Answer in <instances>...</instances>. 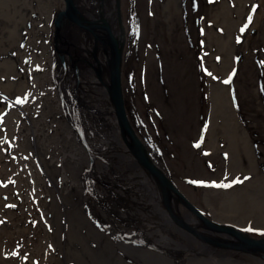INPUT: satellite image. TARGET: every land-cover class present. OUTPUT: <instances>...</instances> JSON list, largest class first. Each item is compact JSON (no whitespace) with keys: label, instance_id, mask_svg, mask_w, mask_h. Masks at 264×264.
<instances>
[{"label":"rangeland","instance_id":"374dc122","mask_svg":"<svg viewBox=\"0 0 264 264\" xmlns=\"http://www.w3.org/2000/svg\"><path fill=\"white\" fill-rule=\"evenodd\" d=\"M49 2L0 0V264H54L50 202L58 199L57 205L62 206L64 197L58 191L68 194L72 184L86 179L80 176L83 169L76 162L69 164L62 156L68 149L74 152L82 142L73 130L62 135L58 128L62 92L44 61L46 43L38 34L37 23H46L50 9H62L65 1ZM167 2L122 0L127 36L122 77L126 109L181 191L212 218V209L227 198L242 195L241 167L254 169L252 178L264 177V0H182L169 9ZM243 8L246 13L239 20ZM249 13L251 22L241 31ZM45 28L51 33L54 52V19ZM237 34L227 90L251 135L255 161L242 153L232 158L222 134L214 142L213 133L210 137V130L223 125L220 115L213 119V127L210 121L212 63L222 64L220 58L230 48L226 41ZM37 144L40 152L49 147L62 149L61 153H45L47 161L60 164L54 171L50 167L45 173L39 164L45 180L42 188L31 170L37 165L32 159L36 155L28 151ZM20 168L26 170L21 173L23 178L17 174ZM223 184L228 186H220ZM256 191L249 190V195L256 196ZM244 229L262 236L264 222L249 219Z\"/></svg>","mask_w":264,"mask_h":264},{"label":"bare ground","instance_id":"6f19581e","mask_svg":"<svg viewBox=\"0 0 264 264\" xmlns=\"http://www.w3.org/2000/svg\"><path fill=\"white\" fill-rule=\"evenodd\" d=\"M60 1L65 0H50L49 4L53 5L52 3H60ZM86 1L91 9L84 12L85 16L94 15L92 19L94 23H97L99 22L96 19L97 15L102 11L105 21L98 26L96 34L90 31L82 34L73 26H67L66 29L70 28V32H66V29L64 32L72 36L76 47L63 53V56L56 51L52 52L51 33L46 30L45 26L52 24L55 14L65 9L66 3L62 9L53 10L54 7H52L47 14L46 23H37L38 34L43 36V42L46 43L43 48L44 61L51 73V79L55 83L58 82L57 85L60 86L62 92L63 99L59 104L61 113H58L60 133L67 135L73 130L78 140L79 134L75 129L76 115H78V121L89 144L88 151L87 147L78 141V147H74V152L68 149L62 155L63 160H68L69 164L72 161L76 162L80 169H83L80 176L86 179L85 181L82 179L77 185L71 183L68 194H64L65 191H58V195L64 197H62L64 200L61 199L62 206L57 205L58 199L52 200L53 202L49 201L51 212L48 218L56 243L51 253L54 255V259L51 257L54 264H264V249L251 251L249 250L251 245H239L235 236L227 230L223 231L222 226L218 225H231L244 229L249 219L264 222V177L252 178L254 169L249 171L243 167L240 169L243 175V177L239 175V184L243 183L241 184L243 192L241 196L227 198V201H223L219 208L212 209V218H209L218 223V230L201 227L200 224L197 228L198 220L191 206L177 204L174 199L171 203L169 202L166 209L161 206L157 196L164 200L167 196L162 189L160 191L155 187L139 162L132 158V153L127 149L129 145L120 141V129H118L115 113H112L111 108L113 103L109 99L108 88L103 84L104 81L107 82L108 74L107 72L99 74L100 69L105 71L108 58L104 48L96 45V40L97 36L107 33L104 28L106 24L114 27L112 22L114 1L102 0V5L100 0ZM181 1L168 0L165 5L169 9L173 5L178 6ZM238 9L237 6L236 12ZM245 11L243 8L239 20L243 19ZM226 13L229 14V11ZM54 32L55 21L53 51L55 50ZM237 38L238 34L232 40L227 39L226 44H230L228 46L230 48L223 55V59L220 58L222 64L212 63L210 121L213 127V119L220 115L223 125L221 128H214V131L210 130V137L212 138L213 133L212 142H214L218 138V133L222 134L232 158L242 153L255 161L256 153L251 135L241 123L240 115L238 116L233 107L227 90L232 44ZM76 53L82 63L74 66L76 68L74 69L69 62ZM54 54L56 61L53 60ZM61 59L66 60L70 73L65 76V79L61 80L58 77L57 80L56 75L59 74ZM91 90H94V94H91ZM220 103H222L221 107L217 109L216 106ZM77 109H79L78 113H76ZM32 112L35 115L34 111ZM32 112L27 111V114H32ZM101 132L104 134L99 136ZM33 135L37 136V133ZM105 137L117 140L116 144H122L123 147L99 146L103 138L102 144L111 143ZM71 138L74 139L73 135ZM36 147L38 144L35 147H28V151L36 155L32 159L37 165L31 170L35 171L34 175H38L33 176L36 180H41L37 183H40L38 187L42 188L41 186H45V180L39 174V164L45 173L50 167H52L50 171H54L53 169H57L60 164L51 160V162L47 161L45 153L49 151H60L61 153L62 149L49 147L40 152ZM21 153L23 154L22 151ZM25 158L28 159L27 156ZM75 159L78 160L75 161ZM22 164L27 167L26 162ZM236 166L231 167L232 172H236ZM90 169L93 170L91 174ZM25 171L20 168L17 174L23 178L25 176L22 174ZM59 180L63 185L64 177L61 176ZM27 182H30V179H27ZM249 190H257L256 196L249 195ZM174 215L175 220L183 222L185 227L175 223ZM186 227H190L192 231ZM197 233H205L206 240L201 239ZM46 248L44 245L42 251L44 252Z\"/></svg>","mask_w":264,"mask_h":264},{"label":"water","instance_id":"95a60500","mask_svg":"<svg viewBox=\"0 0 264 264\" xmlns=\"http://www.w3.org/2000/svg\"><path fill=\"white\" fill-rule=\"evenodd\" d=\"M101 1L102 0H100V2ZM111 2L114 3L115 7L112 14V22L114 23V27L112 28L109 24H106L104 28L107 33L102 34L99 37L97 36L96 45H101L104 48L106 57L108 58L106 69H104L105 71H102V69H100L99 74H101V72L104 74L107 72L108 74L107 82L104 81L103 84L108 88L109 99L113 103V107L111 108L112 113H115L114 115L118 124V129H120V141L122 140V142L124 141L125 144L129 145L127 149L132 153V158L139 162L140 166L144 170V173L152 180L155 187H157V189H160V191L162 189V191L166 194L167 197L165 200L162 197L157 196V200L159 201L161 206H163V208L166 209L167 206H169V204L171 203V200L174 199L177 204L180 203L184 206L192 207V212L195 214L198 220V223L196 224L197 228L201 225V227L218 230L219 227L222 226L221 228L223 229V231H229L231 235L235 236L238 239L237 243L239 245L244 246L246 244H249V246L251 245L249 247V250L251 251H259L260 249H264V235L257 236L256 238L255 235H253L246 229L244 230L238 227H232L231 225L218 224L212 221L208 216L203 214L181 191L172 175H170V172H168L169 170L167 169V167L164 165V163L161 162L159 157L150 148V145L147 143L144 137L141 136V134L137 131L126 109L122 85L124 48L127 41L122 0H111ZM65 3V9L60 10L54 16V52L56 51L58 54L61 53L62 55L60 56H63V53H65L66 51H71L76 47L74 44L75 41L73 40L72 36L69 33L64 32L67 26H73L82 34L89 31L93 34H96L95 31L98 29V26L105 21V16L102 11H100L101 13L99 12V15H97L96 19H98L99 21L97 23H94V20L92 19V16L94 15L85 16L84 12L91 9V6L87 3L86 0H65ZM90 12L91 14H94V12ZM114 29L116 30L115 32ZM66 32H70V28L66 29ZM73 57L74 58L71 59L69 63L74 69H76L74 66L82 63V61L77 56V53ZM61 61L62 62L59 66V74L56 75L57 80L58 77L61 80L65 79V76L70 73L66 60L61 59ZM75 92L77 91L75 90ZM78 111L79 109H77L76 113H78ZM76 116L77 121L75 129L79 134L78 137L81 138L82 144H84V146L87 147V150L89 151V144L87 142L88 139H86V134L82 130V126L78 121V115ZM105 138L109 139V137ZM109 141L111 143L102 144L104 142L103 138L98 145L101 147H123L122 144H116L117 140L113 138L109 139ZM173 218L175 223L181 225L182 227H185V224L183 222L175 220V215ZM217 224L220 226L218 227ZM186 229L192 231L190 227H186ZM249 234L252 237H249ZM198 235L201 239L206 240L205 233H200Z\"/></svg>","mask_w":264,"mask_h":264},{"label":"snow or ice","instance_id":"6c2138e0","mask_svg":"<svg viewBox=\"0 0 264 264\" xmlns=\"http://www.w3.org/2000/svg\"><path fill=\"white\" fill-rule=\"evenodd\" d=\"M251 19H252V14L249 13L248 14V17H247V23H245V24L242 25V27L240 29L241 31H244V29L248 26V23L251 22ZM194 183H198V184L211 183V184H214V185L217 184L216 181H194ZM220 186L227 187L228 185L227 184H223V185H220Z\"/></svg>","mask_w":264,"mask_h":264}]
</instances>
